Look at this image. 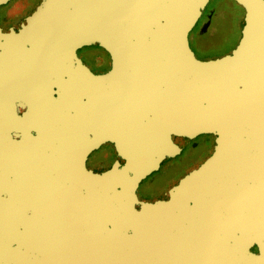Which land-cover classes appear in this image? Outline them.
Returning <instances> with one entry per match:
<instances>
[{
    "label": "water",
    "instance_id": "1",
    "mask_svg": "<svg viewBox=\"0 0 264 264\" xmlns=\"http://www.w3.org/2000/svg\"><path fill=\"white\" fill-rule=\"evenodd\" d=\"M236 1L241 36L211 59L189 39L210 0H42L20 24L6 15L0 264H264V0ZM84 46L110 54L106 72ZM199 134L213 154L141 198ZM105 143L115 159L91 168Z\"/></svg>",
    "mask_w": 264,
    "mask_h": 264
},
{
    "label": "flooded vegetation",
    "instance_id": "2",
    "mask_svg": "<svg viewBox=\"0 0 264 264\" xmlns=\"http://www.w3.org/2000/svg\"><path fill=\"white\" fill-rule=\"evenodd\" d=\"M41 1L42 0H11L7 4L2 5L3 7H0V12L1 14H3L2 16L4 18H6V15L10 17V20L8 21L10 25L20 24L22 20H25L26 17L37 8ZM12 4L18 5L17 9L13 13L8 11ZM240 12H245V9L236 0H210L195 27L190 32V41L203 44L205 42L204 35L210 33L221 20L228 21L230 23L229 25L234 27L236 22H239L237 13ZM2 26H5L4 23L2 24ZM78 55L95 73H104L107 71V69L103 70L98 68L95 64L99 65L101 64V62H104V64H111L110 54L101 47L84 46L78 49ZM221 55L222 54L201 58L211 59L217 58ZM176 139L183 138L177 137ZM212 139H215L213 138L212 134H199L196 137L190 139L187 147H185L179 155L170 157L165 160L158 170L160 177L150 184L146 192L147 195L156 196L160 195V192H162L163 190H169L174 184L179 181V179L183 175H185V173L190 171L193 167H198L208 157H210L214 152V142L212 141ZM95 151H93V153ZM96 153L97 154L95 155V161L98 168H101L112 158L116 157L115 146L111 143L103 144L99 149H97ZM185 161H187L188 166H186V168H184L182 171H177L176 173L175 169ZM185 169L189 170L185 172ZM169 172H172V176L170 177L169 181L165 183L161 189L157 190L154 183L156 181L162 182L163 176L168 175Z\"/></svg>",
    "mask_w": 264,
    "mask_h": 264
},
{
    "label": "rangeland",
    "instance_id": "3",
    "mask_svg": "<svg viewBox=\"0 0 264 264\" xmlns=\"http://www.w3.org/2000/svg\"><path fill=\"white\" fill-rule=\"evenodd\" d=\"M17 4H12V6L9 8L8 11H10L12 9V7L16 6ZM2 15L3 14H1V12H0V25H2L4 23V20H5V18ZM244 15H245V12L237 13L239 22H236L234 27L229 25L230 23L228 21H225V20L219 21L218 25H216L215 28H213L210 33H207V34L204 35L205 36V40H204L205 42L203 44H199L197 42L194 43L192 41L191 44L194 47V49L196 50V52L198 53V55L200 57H209V56L211 57V56L223 54L224 52L231 50L232 47L236 45L235 44L236 41L241 36V27H242V25L244 23ZM8 25H10V24L8 23ZM201 32H202V30H201ZM95 65H97V67L100 68V69L106 70L107 68L110 67L111 64H104V62H101V64H99V65L95 64ZM96 152H97V150L94 153L92 152V154L90 155V157L88 159V165L91 168H97L96 161H95V155L97 154ZM114 159L115 158H112L110 161H108L102 167L107 166V164L112 162ZM186 166H188L187 161H185L182 164H180L175 169L176 170L175 172L177 173V171L178 172L182 171L184 168H186ZM188 170L189 169H187V170L185 169V172L188 171ZM171 176H172V172L171 173L169 172L168 175L163 176L162 182H160V181L157 182L156 181L154 183L155 184V188L157 190L161 189L162 186L169 181ZM159 177H160L159 172L155 171V172L150 174L147 178H145L141 182V186L138 189V192H139V195H140L141 198H145L146 196H148L147 193H146L148 187L150 186V184L153 181H155ZM167 191L163 190L162 192H167ZM162 192H160V193H162Z\"/></svg>",
    "mask_w": 264,
    "mask_h": 264
}]
</instances>
